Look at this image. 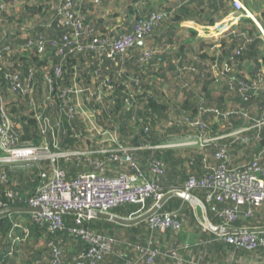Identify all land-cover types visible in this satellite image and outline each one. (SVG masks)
I'll return each instance as SVG.
<instances>
[{"label":"trees","instance_id":"trees-1","mask_svg":"<svg viewBox=\"0 0 264 264\" xmlns=\"http://www.w3.org/2000/svg\"><path fill=\"white\" fill-rule=\"evenodd\" d=\"M3 1L0 93L21 141L39 146L46 140L53 151L81 153L86 149H114L116 143H98L100 140L95 139L96 135L116 136V141L126 148L138 168L162 193L184 189L190 179L198 181L213 175L222 163L228 173L243 169L256 157L264 165V88L260 86L264 82L263 32L248 16L210 41H194L195 30L186 38L185 29L180 26L184 21L213 26L216 19L211 15L215 12L225 16L231 12L233 0H176L171 5L161 0L156 5L155 1L141 5L140 0H100L98 3L72 0L75 17H84L85 31L79 37L80 44L130 33L138 21L161 14L157 24L143 36V44L137 43L125 53L112 56L103 48L72 53L66 48L64 55L58 54L63 37L73 31L72 27L55 20L62 0ZM261 1L241 0L252 10L262 6ZM123 9L128 10L129 16L124 27H118L117 17ZM46 10L52 11L49 26L45 21H32ZM258 21L264 28V13ZM13 23L17 27L12 29ZM22 25L36 32L21 39L17 29ZM38 38L44 41L41 53L35 47L25 48L28 41ZM53 42L57 43L56 47ZM57 68L61 69L60 76L55 74ZM12 74L22 83L30 77L26 82L27 93L12 88ZM46 74L52 79V89ZM241 82H246L244 88ZM71 89L77 92H69L68 97L74 104H81L86 115L79 111L70 118L62 111L63 92ZM190 121L197 124L192 125ZM243 128L244 132L234 133ZM196 135L216 139L204 145L181 144ZM243 138L251 143L245 144ZM224 147L227 154L217 158L216 154ZM113 154L123 155L113 152L109 156ZM90 159L94 158L60 156L55 164L65 171L66 179L86 171L106 176L130 172L127 162L109 161L106 170L100 171ZM40 165L50 173V160L42 159ZM156 167L160 171L155 172ZM3 173L7 180L0 181V209L2 203L26 207L27 200L36 195L41 184L40 168L0 165V175ZM8 186L14 190L15 202L7 196ZM211 192L205 186L190 191L202 203L211 224L222 225L221 213L237 207L239 218L231 226L250 230L264 228V206L251 203L238 206L231 199L208 201ZM155 202L154 198H148L145 204L125 203L112 212L123 217L137 216ZM30 213L17 211L0 215V264H17L11 257L13 254H9L10 249L17 248L11 239L13 234L26 236L21 243L26 252L34 249L32 256L28 252L24 258L28 264H229L235 257L263 256L264 259V247L248 250L229 243L226 236L210 231L203 224L204 219H198L193 205L178 196L170 198L157 212L171 213L179 224L177 228L171 224L162 229L154 226L150 218L133 226L98 218L77 223V214L65 213L64 228L51 232L46 224L33 221ZM11 218L22 223V227H15ZM69 227L111 238L110 250L99 256L88 255L91 245L69 234L66 230ZM190 229L197 235L196 240L182 242V236ZM42 239L46 244L44 249L37 248ZM46 251L49 255L44 261ZM82 254L86 255L81 261L78 257Z\"/></svg>","mask_w":264,"mask_h":264},{"label":"built area","instance_id":"built-area-1","mask_svg":"<svg viewBox=\"0 0 264 264\" xmlns=\"http://www.w3.org/2000/svg\"><path fill=\"white\" fill-rule=\"evenodd\" d=\"M16 3H21L23 0H12ZM98 3L100 0H93ZM2 4L1 8H4V1L0 0ZM233 5L240 12V17L248 16L254 18V13L239 0H233ZM161 14H153L148 20H140L134 25L132 32L122 34L120 36H112L108 40L94 39L89 43L78 42L80 35L85 31L83 30L84 17L78 15L75 17V10L73 9L72 0H62L60 6L57 9L55 20L59 21L62 25L72 27L73 31L71 35L64 36L62 39V45L57 49L58 54L64 55L65 49L68 48V53L75 52L81 49H101L107 50L108 55L123 54L135 44L140 43L143 36L151 31L152 27L160 20ZM73 39V40H72ZM53 46H57L56 42L52 43ZM35 47L38 52H42L44 48V41L42 38H38L36 41H28L25 45L26 49ZM147 58V56H144ZM61 69L57 68L55 71L56 76L61 75ZM45 78L48 81L49 88L52 89V79L46 74ZM12 88L20 90L22 93H27L29 85L26 82L30 81V77L26 78L23 83L19 80V77L15 74L10 76ZM25 84V86H24ZM242 88L246 86V82H241ZM264 88V82L260 84ZM258 88L257 86H255ZM77 92V90H65L63 92V107L62 111L70 117H74L79 111L86 115L81 104H74L68 97L69 92ZM0 165L8 164H23V166H38L41 170V184L37 189V193L34 197L27 200L26 207L43 208V211H32L31 219L36 223L47 225V229L51 232H56L64 228L63 214L75 213L77 214V223H81L84 219L91 220L94 217L92 212H112V209L125 203L145 204L148 198H154L156 201L162 197V193L156 183L147 178V176L138 168L133 161L132 156L128 153L126 148L116 141L117 137L108 135H101V142H113L116 143L114 149L101 148L98 150L86 149L80 152H61L58 150H51L50 145L45 140L39 146H35L29 142H23L20 140L19 135L13 128V122L7 113L6 106L4 104L3 94L0 93ZM39 120H42V116H37ZM192 125H196V122L190 121ZM245 128L235 130L236 133L244 132ZM216 138H203L196 135L195 137H189L181 144H207L214 141ZM245 144L250 143L249 139L243 138ZM57 148V145H54ZM113 152H122L123 155L113 154ZM227 154V148H222L217 154V158H222ZM70 155H83L90 158L91 163L99 168L100 171H105L109 161H121L129 164L130 172L127 174H120L117 176H106L95 171L80 172L72 178L66 179L64 170H61L56 164L57 158L60 156L69 157ZM93 155H99L100 157H93ZM42 159H48L52 163V169L49 172L42 169L40 161ZM155 172L160 171L158 167L154 169ZM7 175L5 173L0 175V181L5 182ZM198 186H205L212 189L211 194L208 196V201L215 198L218 201L225 199H231L236 202V205L242 206L246 203L254 204L255 206H264V165L261 164L260 158L256 157L243 169L238 171L227 172L226 166L222 163L215 173L210 176H205L202 180L190 179L184 190L190 192L192 188ZM7 196L11 202H15L16 197L14 190L8 186ZM1 208L15 207V205L2 203ZM22 207V206H21ZM204 208V207H203ZM89 211V215H84L75 211ZM205 211V208H204ZM238 208H228L221 213L223 218L222 227H233L231 224L235 222L238 216ZM250 213V212H249ZM11 215V214H10ZM15 223V227H22V223L17 222L11 218ZM151 223L154 226H159L162 229L174 224V228L179 227L176 220L172 219L171 213L154 214L150 217ZM26 232H29L24 228ZM67 232L73 235L75 238H80L83 241H87L91 248L88 255L99 256L100 254L110 250L112 239L96 235L95 233L86 230L84 228H66ZM250 230V229H246ZM245 231L237 234H222L226 236V240L229 243L235 244L239 247L254 250L259 247H264V235L260 232ZM14 243L18 242L19 235H12ZM15 248L10 249V254H14ZM86 254L80 255L78 258L82 261V257ZM77 259V257H76Z\"/></svg>","mask_w":264,"mask_h":264},{"label":"crops","instance_id":"crops-1","mask_svg":"<svg viewBox=\"0 0 264 264\" xmlns=\"http://www.w3.org/2000/svg\"><path fill=\"white\" fill-rule=\"evenodd\" d=\"M151 1L152 2L155 1L154 5H156L157 4L156 2L159 0H140L139 2L141 5H144V4H147ZM161 1L164 2L165 5H171V2L172 3L176 2V0H161ZM165 1H167V3H165ZM261 2H262V6H258L256 8H254L253 10L252 9H250V10L254 13V15H253L254 18L253 17H251V18L256 22V24L258 25V27L260 28V30L264 34V28L260 24V22L258 21V18L260 16H262V14L264 13L263 0ZM231 7L233 8L232 11L229 12L228 14H226L225 16H221L215 12L211 15L212 18L216 19V24L213 26H208V25H206V23H199V22H195V21H184V22H182L180 26L182 29H185L184 30L185 31L184 36H186V38L189 39L191 37V35H190L191 30H195L197 32V36L195 37L194 41H199V40L210 41V40H213L214 38L222 36L223 34H225V32L228 29L237 25L240 21V18L237 15L238 11L233 6V3L231 4ZM128 16H129L128 10H125V9L121 10L120 15L117 17V22H118L117 26L120 27L123 24L125 25L124 22L127 21ZM124 25H123V27H124ZM263 70H264V68H263ZM250 143H251V141H250ZM193 208H194V212L199 217L198 219L203 220L204 216H205L204 208H202L200 205H198L197 207L193 206ZM198 210H199V212H198ZM196 238H197V235L194 234L192 229H190L184 236H182V242H184V239L189 240V241H194V240H196ZM186 255L191 256L189 253H187Z\"/></svg>","mask_w":264,"mask_h":264},{"label":"water","instance_id":"water-1","mask_svg":"<svg viewBox=\"0 0 264 264\" xmlns=\"http://www.w3.org/2000/svg\"><path fill=\"white\" fill-rule=\"evenodd\" d=\"M264 4V0H263ZM140 44H143V41L140 42ZM178 196L180 198H183L184 200L189 201L193 206L197 207L198 205L202 206V203L190 192L184 190V189H172L169 190L168 192L164 193L161 198H159L150 209L147 211L137 215V216H132V217H123L119 216L117 214H114L113 212H92V216L94 218L98 219H104L108 221L115 222L120 225L124 226H133L136 225L142 221L147 220L154 214H156L164 205L165 203L172 197ZM17 211H34V212H40L43 211V208L38 207V208H32V207H8V208H1L0 209V215L6 214V213H12V212H17ZM84 215H89V211L83 210V211H75ZM205 226L212 232L216 234H237L245 231H252V230H246V229H238L235 227H222V226H214L211 224L208 220L207 217L204 216V222ZM256 232L264 233V228L256 229L253 230Z\"/></svg>","mask_w":264,"mask_h":264},{"label":"rangeland","instance_id":"rangeland-1","mask_svg":"<svg viewBox=\"0 0 264 264\" xmlns=\"http://www.w3.org/2000/svg\"><path fill=\"white\" fill-rule=\"evenodd\" d=\"M239 1H241V0H239ZM13 7H15V6H13ZM234 7L237 8L235 5H234ZM13 9L14 8H11V10H13ZM42 13L44 15L43 14H38V15H36V16L33 17L32 21L33 22H36V21L41 22L42 21L41 23H43L45 21V22H48L47 23V26H49V24L51 23V18L50 17L52 15V11L51 10L50 11L46 10V11H44ZM46 13H47V16H46ZM237 15H238V17L240 19L242 18V17H240V12H238ZM16 27H17V23H13L12 29L13 28H16ZM17 32H18L19 38L25 39V38H27L29 36H32L33 33L36 32V30H33V28L31 29V28L25 27V25H22V26H20L17 29ZM95 140H103V139H100V137H98ZM98 143H102V142L101 141H98ZM92 145L94 147H97L96 143H93ZM92 145H90V146L93 147ZM23 222L25 223L26 222V219H23ZM11 239L13 240V237ZM25 239H27L26 236L23 237V238L19 236L18 242L15 243L16 244V247H17L16 248V252L11 257L13 258V260L17 261V264H28L24 258L28 257V252L31 254V256H32V254H34V249L33 248L29 249L28 252H26L25 246L23 244L21 245V243H23L22 240H25ZM45 245L46 244L44 243V240L42 239V240H40L38 242V244L36 246H37V248H43V247H45ZM4 250H5V248H4ZM48 255H49L48 254V251H46V252L43 253L44 261H47ZM229 264H264V259H263V256H250L248 259L245 256H243L241 258L240 257H235V259L232 260V261H230Z\"/></svg>","mask_w":264,"mask_h":264},{"label":"clouds","instance_id":"clouds-1","mask_svg":"<svg viewBox=\"0 0 264 264\" xmlns=\"http://www.w3.org/2000/svg\"><path fill=\"white\" fill-rule=\"evenodd\" d=\"M12 213H14V212H12ZM12 213H9V214H12ZM15 252H16V248H15V251H14V254H15ZM10 254V253H9ZM12 255V254H11Z\"/></svg>","mask_w":264,"mask_h":264}]
</instances>
